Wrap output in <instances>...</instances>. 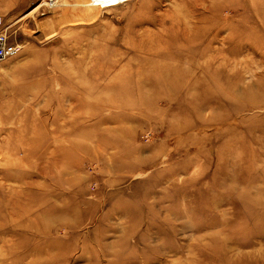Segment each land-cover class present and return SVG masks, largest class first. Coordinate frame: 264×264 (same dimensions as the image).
Masks as SVG:
<instances>
[{
    "label": "rangeland",
    "instance_id": "obj_1",
    "mask_svg": "<svg viewBox=\"0 0 264 264\" xmlns=\"http://www.w3.org/2000/svg\"><path fill=\"white\" fill-rule=\"evenodd\" d=\"M43 1L0 0V264H264V0Z\"/></svg>",
    "mask_w": 264,
    "mask_h": 264
},
{
    "label": "bare ground",
    "instance_id": "obj_2",
    "mask_svg": "<svg viewBox=\"0 0 264 264\" xmlns=\"http://www.w3.org/2000/svg\"><path fill=\"white\" fill-rule=\"evenodd\" d=\"M125 1H127V0H74L77 7L81 8L82 10L87 11L89 13H93L94 11L105 9L109 6H116V5L123 3ZM57 2H58V0H55L51 5H49V8L56 5ZM63 4L67 5L66 1H64ZM43 5H45V4L43 3ZM38 7H40V6H38ZM9 140L10 139H7V138L5 139V141H4L5 144H4V147L2 149V151L4 150V152L3 153L1 152L2 155L4 156V159H6L7 164L9 166H12L15 162L23 163V161L28 160L29 154H25L21 158H15L14 157L16 155L15 154L16 150H14L12 146H10ZM5 149H6V151H5ZM21 152H24V150L21 149ZM57 154L58 153L56 150H51L50 155L52 156V158L50 160H47V162H46L47 164L49 163L50 167H52V165L57 167L56 160H54V155H55V157H57L58 156ZM60 163H61L60 167H61L62 171L61 170L57 171L55 175H51L54 177V178L51 177V179L54 181L53 184L55 185V187L60 188L58 185L59 181L56 178H57L58 173H60L61 176L63 174V176L66 177V184H67V186L63 185L64 194L65 193L68 194L70 191H69V182L67 180L69 179L70 172H69V167H68L69 166L68 152H66L65 149L62 151ZM42 169H41V172L43 173ZM0 174H2V176L0 175V181L2 183H5V182L11 181V180H13V181L16 180V182H22L23 181V179L21 177H19V179L13 178L12 176L9 177L8 174H6V171L0 172ZM0 187H2V186H0ZM0 190L4 191V189H0ZM39 191L46 192L50 196L48 198V200L45 199L43 201H39V202L34 204V207L33 206L30 207V206L24 205L23 203L20 204L19 202L21 201V199L16 200L15 196H13L11 199V200H13V204H12V206H10L8 208V210H7L8 214L11 217H19L20 214L30 217V216L35 215V213H37L39 210H41L42 211L41 217L45 218V220H48V222L52 221V223L55 225V226H53V228H56V229H62L63 227L65 228L66 224L60 223V219L62 217V214L60 212L61 209H56L54 213L53 212L51 213V211H49L50 208L46 209V205L48 203L51 204V208H57L58 207L57 204L55 203V200L57 197L56 191L53 189V187L51 189H48V190L41 189ZM18 193L20 194V192H18ZM4 197H5V195H4ZM20 205H21V208H20V210H17L18 211V213H17V211L15 209L17 207H20ZM14 206H16V208ZM69 212H70V208H69V206H67L65 208L64 214H67ZM57 223H59V224H57ZM50 225L44 226L43 231L49 230ZM25 229L28 230L27 228H25Z\"/></svg>",
    "mask_w": 264,
    "mask_h": 264
},
{
    "label": "built area",
    "instance_id": "obj_3",
    "mask_svg": "<svg viewBox=\"0 0 264 264\" xmlns=\"http://www.w3.org/2000/svg\"><path fill=\"white\" fill-rule=\"evenodd\" d=\"M55 0H44V6L49 8ZM11 38V39H10ZM20 44L11 37L8 25L4 24V19L0 15V62L6 59H13L20 52Z\"/></svg>",
    "mask_w": 264,
    "mask_h": 264
}]
</instances>
